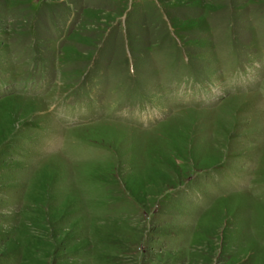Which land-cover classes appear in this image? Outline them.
I'll return each instance as SVG.
<instances>
[{
  "label": "rangeland",
  "instance_id": "1",
  "mask_svg": "<svg viewBox=\"0 0 264 264\" xmlns=\"http://www.w3.org/2000/svg\"><path fill=\"white\" fill-rule=\"evenodd\" d=\"M0 264H264V0H0Z\"/></svg>",
  "mask_w": 264,
  "mask_h": 264
}]
</instances>
